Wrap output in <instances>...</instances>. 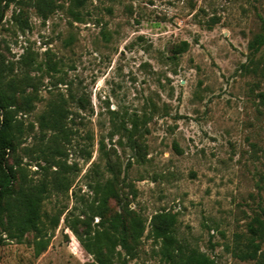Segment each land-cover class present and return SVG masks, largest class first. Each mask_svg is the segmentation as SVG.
I'll return each instance as SVG.
<instances>
[{
	"label": "rangeland",
	"instance_id": "1",
	"mask_svg": "<svg viewBox=\"0 0 264 264\" xmlns=\"http://www.w3.org/2000/svg\"><path fill=\"white\" fill-rule=\"evenodd\" d=\"M36 2L0 0L2 80L33 98L1 162L16 169L13 191L50 178L53 160L72 183L43 201L47 214L62 212L58 225L6 239L0 264H97L71 219L86 228L91 186L107 179L119 193L108 213L145 219L135 255L117 247L114 264H172L150 233L160 211L215 264H264V241L262 258L234 253L264 219V46L256 71L248 47L264 32V0H53L45 17ZM51 102L67 112L57 138L40 126Z\"/></svg>",
	"mask_w": 264,
	"mask_h": 264
},
{
	"label": "trees",
	"instance_id": "2",
	"mask_svg": "<svg viewBox=\"0 0 264 264\" xmlns=\"http://www.w3.org/2000/svg\"><path fill=\"white\" fill-rule=\"evenodd\" d=\"M36 3L40 14L45 17L53 0H37ZM77 18L80 19L79 16ZM187 46L188 42L183 41L176 51H182ZM263 46L264 32L256 33L248 43L249 62L254 64L253 71H256L258 65H255V56ZM16 93L13 81H3L0 73V245L6 239L22 240L29 230H35L38 235L43 236L42 227L46 225V221H52V227L55 228L62 212L56 216L47 214L42 211L43 201L48 192H67L72 183L67 171L63 169V164L53 160L52 166L57 169L50 178L12 190L16 169L12 165L2 163L1 159L6 149L14 148L17 140L16 130L21 131V126L14 122L15 114L22 110L29 111L33 99L28 94L21 93L18 96ZM66 118V108L62 103L51 102L47 111L41 115L40 126L53 131L57 138L67 134ZM133 124L136 127L137 121L134 120ZM54 149H58V145L52 148ZM91 187L94 196L83 211L86 215L90 213L89 219L83 220L86 228L79 230L76 217L71 219L72 231L83 248L93 255L97 264H114L115 255L120 253L117 247L123 249L125 255L133 257L145 231V219L128 208L108 213L110 198H119L112 179L97 180ZM262 211L264 213V208ZM95 216H98L99 220L92 225ZM176 221V214L169 211L157 212L151 218L150 233L159 243L161 257L172 264H215L214 258L198 248L186 247L178 239L175 234ZM253 222L256 224H249V235L245 242L237 245L234 250L235 255L242 259L262 258L260 250L264 241V219L256 216ZM45 246L46 243L40 245L36 253L39 254Z\"/></svg>",
	"mask_w": 264,
	"mask_h": 264
}]
</instances>
